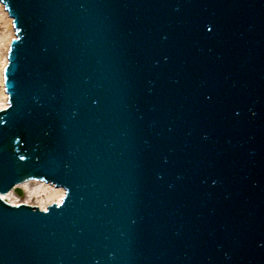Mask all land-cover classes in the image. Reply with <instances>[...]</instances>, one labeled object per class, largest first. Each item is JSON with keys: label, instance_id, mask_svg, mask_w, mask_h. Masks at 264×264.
Instances as JSON below:
<instances>
[{"label": "water", "instance_id": "obj_1", "mask_svg": "<svg viewBox=\"0 0 264 264\" xmlns=\"http://www.w3.org/2000/svg\"><path fill=\"white\" fill-rule=\"evenodd\" d=\"M0 3V264H264V0Z\"/></svg>", "mask_w": 264, "mask_h": 264}, {"label": "bare ground", "instance_id": "obj_2", "mask_svg": "<svg viewBox=\"0 0 264 264\" xmlns=\"http://www.w3.org/2000/svg\"><path fill=\"white\" fill-rule=\"evenodd\" d=\"M13 38V29L11 20L4 12L2 5H0V109L6 107V95L3 91L2 69L6 64V52L10 40ZM22 191L26 192L28 196L36 199L38 207L42 210L49 205L58 204L64 196L62 189H55L54 187L39 182L25 183L19 186ZM6 202L9 204H17L19 202L11 193L5 195Z\"/></svg>", "mask_w": 264, "mask_h": 264}, {"label": "rangeland", "instance_id": "obj_3", "mask_svg": "<svg viewBox=\"0 0 264 264\" xmlns=\"http://www.w3.org/2000/svg\"><path fill=\"white\" fill-rule=\"evenodd\" d=\"M16 200L19 201V203H27L32 206H37L36 199H31L26 192L23 191V194L21 196H18L16 193H11Z\"/></svg>", "mask_w": 264, "mask_h": 264}]
</instances>
